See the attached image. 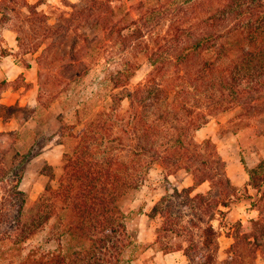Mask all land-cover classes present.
Here are the masks:
<instances>
[{
    "label": "trees",
    "instance_id": "trees-1",
    "mask_svg": "<svg viewBox=\"0 0 264 264\" xmlns=\"http://www.w3.org/2000/svg\"><path fill=\"white\" fill-rule=\"evenodd\" d=\"M111 2L79 0L73 10L63 11V25L48 22L43 35L54 39L61 29L67 33L79 32L80 24L91 17L104 18ZM20 5L29 9L34 20L42 23L41 18L47 20L37 4L24 0ZM175 7L177 16L184 22L187 7L182 3ZM6 9L1 10L2 18L10 17V10L15 8L7 4ZM175 29L174 38L170 40L175 49L167 54L153 52L150 55L152 69L146 80L138 83H133L132 79L139 63L127 54L131 48L142 44L137 41L143 35V28L136 26L127 33L119 32L118 43L126 54L117 69L109 70V77L115 87H124L125 93H115L108 110L94 117H84L78 110L77 121L60 120L58 134L65 145L63 173L57 187L47 185L33 202L29 214L25 210L29 199L22 181L29 162L43 150L46 141L35 142L26 151L15 149L10 158L0 164V245L10 244L8 251L14 255L11 264H125L128 251L139 244V239L123 199L146 180L157 162L158 157L145 161L143 155L154 150L153 142L160 139V134L168 145L161 157L170 160L177 156L174 164L192 173L194 184L183 189L174 187L172 193L164 195L154 205L153 213L163 215L157 242L166 252L183 249L189 257L184 264H220V230L212 221H205V216L212 212L224 213L221 206L230 207L239 198L238 191L233 189L219 153L212 151V141L199 142L190 133L191 129H199L207 123L209 114L195 119L190 107L183 116L175 112L178 97L186 90L174 88L181 85L173 83L168 73L171 68L166 65L171 61L176 68L186 71L185 81L187 79L195 89L203 84L208 101L212 100L221 112L242 105L247 95L264 88V0H223L199 23H181ZM24 31L22 28L21 32ZM77 44L72 46L74 54ZM9 82L2 80L0 90H6ZM169 91L177 93L176 98L168 102L172 108L164 109L162 117L152 119L151 114L161 108L160 100ZM125 98L131 103L127 113L120 110ZM1 106L16 109L15 105ZM162 120L172 124L166 132L156 128ZM116 126L137 142L131 145V160L117 153L125 140L122 133H115ZM2 134L4 132H0ZM203 154L209 156L201 159ZM212 161L217 166L213 167ZM246 169L248 185L262 192L259 199L264 202V158L254 166L246 164ZM205 181L210 182L211 189L195 192ZM216 187L222 188L220 195L215 194ZM50 222H54L55 227L48 241L59 239L58 246L29 250L27 242ZM252 224L251 232L234 236L225 264H246L243 249L250 253L264 249V212L254 217ZM197 232L205 250L196 238ZM65 237L74 240L68 250L62 242ZM169 237H185L187 244L178 245L166 239Z\"/></svg>",
    "mask_w": 264,
    "mask_h": 264
},
{
    "label": "rangeland",
    "instance_id": "rangeland-1",
    "mask_svg": "<svg viewBox=\"0 0 264 264\" xmlns=\"http://www.w3.org/2000/svg\"><path fill=\"white\" fill-rule=\"evenodd\" d=\"M23 1L0 0V82L10 79L5 88L12 90L17 87L16 93L0 90V118L9 122L7 130L0 135V164L10 158L13 150L26 151L35 142L46 141L43 150L29 162L22 181V188L29 199L25 209L29 214L33 202L47 185L57 187L63 173L65 145L58 134L60 120L77 121L78 110L84 117H94L98 112L108 110L115 93H125L124 87H115L109 77V70L117 69L126 54L118 43L119 32L127 33L136 26L143 28V35L137 41V44H142L131 48L127 55L139 63L132 82L145 81L152 69L150 55L153 52L167 54L175 49L170 42L176 33L175 27L181 23H199L223 0H112L104 18L91 17L80 24L79 32L72 30L67 33L60 26L61 30L54 39H46L43 35L46 23L63 25V11L73 10V5L79 0H27L37 4L38 10L47 15V20L41 18L43 23L34 20L29 9L20 5ZM178 3L187 7L184 22L175 12ZM7 4L15 9L10 10V17L2 18L1 10H7ZM21 27L25 30L23 33ZM74 43H78L75 54L72 50ZM166 66L171 68L168 73L173 83L181 85V88H174L186 90L183 96L178 97L175 112L183 116L190 107L195 119L209 114V121L199 129H191L190 133L199 142L212 141V151L215 149L219 153L233 189L238 191L239 198L230 207L221 206L224 213L212 212L205 216V221H212L220 230L218 257L220 264H225L234 236L251 232L252 219L264 212V202L259 199L262 192L248 185L246 169V164L254 166L264 158V88L247 95L242 105L221 112L212 100L208 101L203 84L195 89L187 79L185 81L186 71L176 68L171 61ZM22 70L24 76L14 81ZM208 95L212 93L208 92ZM176 96L177 93L169 91L160 100L163 103L161 108L151 114L152 119L162 117L164 109L172 108L168 102ZM6 102L15 105L16 109L1 106ZM130 104V100L125 98L120 106L121 112L127 113ZM171 125L162 120L156 128L166 132ZM115 133H122L125 140L117 153L123 159L131 160V145L137 144L136 140L119 126L115 127ZM161 137L163 134L157 142L152 141L154 150L143 155L145 161L158 157L146 180L139 187L132 188L123 199L124 208L131 212V225L137 229L139 239V244L128 251L125 264H184L189 261L183 249L166 252L157 242L163 215L153 213L154 205L164 195L172 193L174 187L183 189L194 184L193 174L174 164L177 156L170 160L161 157L168 147ZM208 156L203 154L200 158ZM211 164L217 166L214 161ZM210 189V182L205 181L195 192H208ZM214 189L215 194L220 195L222 188ZM53 223L50 222L46 229L27 242L29 250L39 249V246L43 249L58 246L59 239L48 241L55 227ZM196 238L205 250L199 232ZM166 239L178 245L187 244L185 237ZM73 241L71 237L63 238L65 250ZM9 247L10 244L0 245V264H11L14 255L8 251ZM243 253L246 264H264L263 248L251 253L243 249Z\"/></svg>",
    "mask_w": 264,
    "mask_h": 264
},
{
    "label": "crops",
    "instance_id": "crops-1",
    "mask_svg": "<svg viewBox=\"0 0 264 264\" xmlns=\"http://www.w3.org/2000/svg\"><path fill=\"white\" fill-rule=\"evenodd\" d=\"M5 63H6V61H5ZM24 70V69H23ZM23 70L21 71V73L20 74H23L24 75V73H23ZM18 76H20V75H18ZM8 81H10V79H7ZM12 90H10L9 88L7 89V90H5V91H7V92H14V93H16V91H17V88H11ZM5 104H7V105H11V104H9V103H5ZM9 122L8 121H4L3 120V118H0V132H5L6 130H7V124H8Z\"/></svg>",
    "mask_w": 264,
    "mask_h": 264
}]
</instances>
